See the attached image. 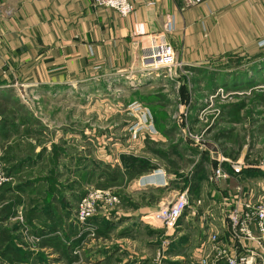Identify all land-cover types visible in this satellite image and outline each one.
Returning <instances> with one entry per match:
<instances>
[{
    "label": "rangeland",
    "instance_id": "rangeland-1",
    "mask_svg": "<svg viewBox=\"0 0 264 264\" xmlns=\"http://www.w3.org/2000/svg\"><path fill=\"white\" fill-rule=\"evenodd\" d=\"M174 55L183 65L172 67L171 75L166 68L148 69L141 65L134 68L138 76L104 77L48 90L41 87L34 90L20 84L15 86L16 93L6 97L4 104L10 111L5 118L14 117L24 125L18 134L19 156L24 158L20 163L30 161L27 158L33 141L29 145V140L23 139L28 130H41L32 138L47 146L39 151L40 159L34 167H25L13 183L6 185L7 182L0 188V208L7 203H13V208L20 207L3 226L16 228L12 233L16 237L13 242L31 253V264H155L156 253L162 246L165 250L161 264H197L189 255L175 261L169 258L176 252L173 250L178 241L173 239L176 233L168 236L171 237L168 243L163 244L166 237L163 231L148 243L145 236L134 237L124 232L127 230L118 229L124 219L119 214L121 211L96 212L82 230L76 229L73 215L77 198L71 195L83 192V197L94 188H111L120 197L126 195L129 181L124 172L132 164L142 167L139 176L163 168L178 182L175 187L179 191L189 187L195 173L201 172L198 183L202 190L199 188L196 195L203 199V205L216 212L221 210L223 195L231 192L227 188L233 190L236 185L251 190L257 199L264 198V104L258 99L264 91V50L254 55L241 51L229 53L221 60L207 63L204 75L200 74L203 71L193 75ZM253 58L260 59L252 63ZM132 101L142 102L149 108L155 131L131 129L135 123L142 122L139 114L128 109ZM242 102L246 105L240 107L238 115H230ZM93 135L99 137L101 144L108 136L113 138L110 142L117 146H111L114 153L111 160H96L97 140ZM49 146L59 149L62 158L56 161L51 151L48 155ZM221 164L229 177L219 186L226 190L216 195L204 192L207 187L218 184L211 183L208 176ZM236 164L240 165L238 172L233 168ZM94 166L103 169L97 172ZM243 168L251 170L253 175L236 177L234 174H240ZM115 169L123 173V179L112 184L105 172ZM54 184L58 185L57 192L53 190ZM164 191L155 194L165 197ZM155 194L148 197L154 201ZM26 208H36L42 214L41 220L50 210L58 217L63 214L62 225L66 223V226L59 231L56 228L43 230L46 231L44 237L70 242L69 234L72 233L73 238L81 231L78 243L71 250L73 254L77 247L80 255L72 263L63 259L55 246L52 249L39 247L43 232L36 228L43 227L29 222L31 213L25 215ZM68 211H72L70 218L65 216ZM20 212L25 224L15 220ZM125 212L127 216L128 210ZM144 215L146 213L138 218L142 221ZM142 225L154 226L148 222ZM125 236L135 240L131 251L120 239ZM108 252L115 255L108 259ZM0 264L4 263L0 261Z\"/></svg>",
    "mask_w": 264,
    "mask_h": 264
},
{
    "label": "crops",
    "instance_id": "crops-1",
    "mask_svg": "<svg viewBox=\"0 0 264 264\" xmlns=\"http://www.w3.org/2000/svg\"><path fill=\"white\" fill-rule=\"evenodd\" d=\"M149 1L153 3L138 2L130 13L121 15L112 8L96 5L93 0H0V160L7 163L8 173L12 176V181L6 185L13 183L25 167H34L40 159L39 151L47 147L32 138L37 137L41 130H28V135L23 139L29 140V145L33 141L29 146V152H32L27 158L30 161L20 163L24 158L19 156L18 134L24 125L14 117L9 120L5 118L10 109L4 104L7 96L16 93V85L25 84L30 89L41 87L48 90L58 86L68 88L74 82L104 77L138 76L134 68L142 65L141 59L151 38L162 31L169 18L172 19V29L166 34V39L193 75L202 71L200 74L204 75L207 63L221 60L229 53L241 51L254 55L264 50L257 45L264 34V0H203L193 6H185L182 0ZM259 59L253 58L252 63ZM93 137L97 140L96 160H111L114 154L111 146H117L115 142H110L113 138L108 136L109 139L102 140L101 144L99 137ZM50 151L56 161L62 158L59 149L53 150V146H49L47 154ZM93 169L100 172L103 168L94 166ZM157 169L160 171L154 176L135 175L138 179L133 177L129 180L127 194L122 195V210L119 213L124 219L118 229L121 227L134 237L137 234L145 236L144 240L148 243L153 242L155 236H160L162 230L158 223L154 226L142 225L144 221L138 218L139 215L155 210L162 202L173 199L179 191L175 187L178 185L175 178L168 176L163 168ZM200 173H195L190 185L192 200L200 198L196 195L199 188L202 190L198 183ZM239 173L234 175L241 178L246 175ZM223 181H215L218 184L211 186L212 189L207 187L204 192L221 194V191L226 190L224 186H219ZM228 189L231 192L223 195L220 212L203 205L202 198L201 204L196 205L191 201L190 210L193 208V213L187 210L180 217L178 228L175 229L178 233L175 240L178 241L175 247L172 245L176 252L170 254V259L181 260L186 255L195 259L203 250L200 241L206 239L211 231H222V207L234 191ZM159 190H165V197L155 194ZM246 192L252 194L251 190ZM153 193L154 201L148 197ZM83 194L75 192L71 196L76 197L77 202ZM19 208L14 207L13 210ZM33 209L36 208H26L25 215L31 213L29 222L43 227L36 228L39 232L53 228L59 231L66 226V223L62 225L63 214L58 217L50 210L43 214L45 219L41 220L39 216L42 214ZM126 209L127 216L126 212L123 213ZM205 210L210 212L205 214ZM71 213L68 211L65 216L70 218ZM69 236L72 241V233ZM120 239L125 242V248L131 251L135 240L127 236ZM114 255L108 252L107 258Z\"/></svg>",
    "mask_w": 264,
    "mask_h": 264
},
{
    "label": "built area",
    "instance_id": "built-area-1",
    "mask_svg": "<svg viewBox=\"0 0 264 264\" xmlns=\"http://www.w3.org/2000/svg\"><path fill=\"white\" fill-rule=\"evenodd\" d=\"M203 0H182L185 6H193ZM96 5L112 8L121 15H126L134 9L138 2L151 4L149 0H93ZM172 19H168L162 31L151 38V43L142 56V65L148 69L166 68L168 75H171L172 67L179 63L174 55L171 43L166 39V34L172 29ZM259 48H264V34L257 41ZM183 65V64H182ZM181 66V65H180ZM132 113H137L142 118V122H137L131 127L134 132L139 130L155 131L152 124V116L149 108L142 102L132 101L128 105ZM238 172L240 165L233 166ZM160 170L155 169L146 176H154ZM229 174L218 165L209 175L210 181L226 179ZM140 177L139 179H141ZM12 180L8 173L7 165L0 160V188ZM190 186L178 191L176 196L166 202H162L158 208L152 210L142 217L145 223L160 225L164 237L163 244L168 243L175 229L178 228V221L183 213L190 209L191 201L194 204H201V199L192 200ZM222 209L223 228L208 233L207 238L200 241L203 247L200 255L195 258L197 264H264V198L257 199L252 194L242 189L241 185H236L229 200H225ZM110 210L120 212L122 201L119 194H115L111 188H94L78 200L74 209L73 222L78 230H82L88 221L100 211ZM193 213V208L190 210ZM209 210H205L208 214ZM195 213V212H194ZM211 215V213H209ZM24 222V215L20 212L15 220ZM79 231L75 237L81 235ZM94 233V229H92ZM176 236L173 237L175 240ZM165 246H162L156 253L155 264H161L160 260L164 256ZM74 256H79V249L73 251Z\"/></svg>",
    "mask_w": 264,
    "mask_h": 264
},
{
    "label": "trees",
    "instance_id": "trees-1",
    "mask_svg": "<svg viewBox=\"0 0 264 264\" xmlns=\"http://www.w3.org/2000/svg\"><path fill=\"white\" fill-rule=\"evenodd\" d=\"M258 99H259V103L263 105L264 91L259 94ZM245 105H246L245 102H242L240 106L236 107L234 110L229 112L230 115H234V116L238 115L240 107H244ZM141 171H142L141 166L139 167L132 164L124 172L126 174V181H129L130 179L135 177V175L139 174ZM250 171L251 170H247L244 168L242 170L244 174L252 176L253 172ZM53 175H54L53 178H55L56 177L55 172H53ZM105 175L108 178L109 183L112 184L119 183L123 179V173H121L119 170L117 171L116 169L110 170L109 172H105ZM53 190L57 192L59 190L58 185L55 186L54 184ZM13 209H14L13 203L4 204L0 208V261L4 264H31L29 261L31 257V253L28 251L21 250V248L18 247L13 242L14 238L16 237L12 233H14L16 228L11 230L10 228L3 226L5 223H8V221L12 217L11 215L15 214ZM44 233L45 231H43L42 233L43 237L41 238L39 247L45 248L48 246L49 247L55 246L56 251L60 252L62 256L65 258V260H67V262L69 263H72V261L76 259V256H74L71 253L72 247H74L78 243V240L75 236L73 237L72 241L70 240V242H62V241H55L53 238H50V236L44 237L46 235ZM41 258H44V256Z\"/></svg>",
    "mask_w": 264,
    "mask_h": 264
}]
</instances>
